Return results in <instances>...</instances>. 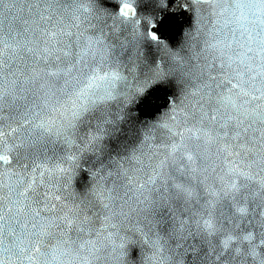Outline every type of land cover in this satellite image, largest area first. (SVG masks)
Listing matches in <instances>:
<instances>
[{
	"label": "snow or ice",
	"instance_id": "obj_1",
	"mask_svg": "<svg viewBox=\"0 0 264 264\" xmlns=\"http://www.w3.org/2000/svg\"><path fill=\"white\" fill-rule=\"evenodd\" d=\"M0 264H264V0H0Z\"/></svg>",
	"mask_w": 264,
	"mask_h": 264
}]
</instances>
